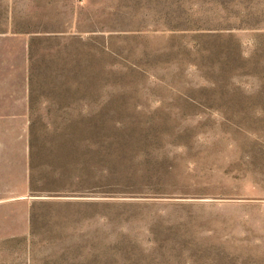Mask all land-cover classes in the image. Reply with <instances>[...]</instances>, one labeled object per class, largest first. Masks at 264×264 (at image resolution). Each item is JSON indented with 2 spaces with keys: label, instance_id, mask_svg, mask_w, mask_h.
I'll use <instances>...</instances> for the list:
<instances>
[{
  "label": "rangeland",
  "instance_id": "1",
  "mask_svg": "<svg viewBox=\"0 0 264 264\" xmlns=\"http://www.w3.org/2000/svg\"><path fill=\"white\" fill-rule=\"evenodd\" d=\"M0 264H264V0H0Z\"/></svg>",
  "mask_w": 264,
  "mask_h": 264
}]
</instances>
